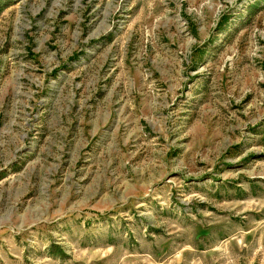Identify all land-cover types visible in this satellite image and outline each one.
I'll list each match as a JSON object with an SVG mask.
<instances>
[{
	"label": "rangeland",
	"instance_id": "rangeland-1",
	"mask_svg": "<svg viewBox=\"0 0 264 264\" xmlns=\"http://www.w3.org/2000/svg\"><path fill=\"white\" fill-rule=\"evenodd\" d=\"M0 264H264V0H0Z\"/></svg>",
	"mask_w": 264,
	"mask_h": 264
}]
</instances>
